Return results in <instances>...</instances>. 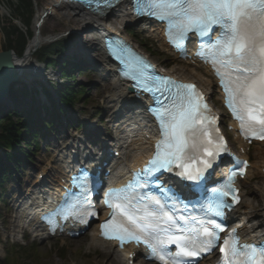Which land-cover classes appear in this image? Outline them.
Segmentation results:
<instances>
[{
  "label": "snow or ice",
  "instance_id": "obj_1",
  "mask_svg": "<svg viewBox=\"0 0 264 264\" xmlns=\"http://www.w3.org/2000/svg\"><path fill=\"white\" fill-rule=\"evenodd\" d=\"M134 9L137 15L166 21L169 39L176 43L190 32L201 37L218 32L210 48L211 62L222 81L228 106L240 121L242 134L251 133L256 139H264V0H136ZM162 83L171 84L175 94H171V89L165 92L156 87L163 97L158 100L162 107L156 114L162 139L143 174L179 169L177 175L199 182L204 169L211 167V160L204 157H213L223 149L222 143L215 150L211 148L209 125L215 118L207 115V106L201 103L202 97L193 85L170 80ZM144 90H150L147 84ZM80 187L84 189L83 184ZM135 191L129 184L109 194L108 207L113 212L101 225L106 239L118 240L121 245L143 244L161 264H183L186 258H196L218 246L219 233L224 231L220 223L195 221L196 226H188L178 218L174 220L160 200L147 196L140 214L141 208L133 203ZM213 196L217 198L214 202L217 216L226 198L238 202L230 182L213 189ZM148 205L154 206L153 210L149 211ZM172 208L176 210V205ZM169 246H175V255L170 253ZM219 247L221 264H264V247L239 245L235 232L223 238Z\"/></svg>",
  "mask_w": 264,
  "mask_h": 264
},
{
  "label": "rangeland",
  "instance_id": "obj_2",
  "mask_svg": "<svg viewBox=\"0 0 264 264\" xmlns=\"http://www.w3.org/2000/svg\"><path fill=\"white\" fill-rule=\"evenodd\" d=\"M47 1L48 0H31L32 5L30 6L27 11V14L25 15L24 12L18 10L19 7L16 8L18 6L16 0H0V52L10 50L14 53H17L18 55L21 53L26 40L33 35L32 30L34 29L35 21L38 15L46 9ZM120 19H115V17L110 18L108 25L117 26L121 22ZM125 25L126 22H124L122 26H118L119 30L127 28L125 27ZM39 27L43 36L53 37H51V39H49L46 44L36 49L33 54L32 60L37 59L36 57L39 55L40 52L49 48L54 43L65 40L67 48L63 53V58H67L69 55H72L74 51H79V53L82 54L83 57L87 58L86 60L95 65L94 68L97 70V73L91 74L90 70H87L86 73L83 75H76L75 73H73L74 78L71 80V82H67L64 80L62 81V83H71L75 88V92L79 91L80 87L84 90V99H71L72 111H68V114L66 116V119L70 120V122L77 120L79 123H81L83 126L82 129H68L67 131L65 128L66 122L64 123L63 121L65 120V117L62 119V122L57 129V131L62 135L65 134L63 136L67 137V139H74L69 142L66 141L65 145L73 144L75 143V141L82 139V143L80 144V146L90 148L91 144L95 143V134L100 133L98 129L107 128L104 123L100 125V120H103L104 118L109 116L110 113H112L113 106L116 104L114 103V98L112 97L110 89L104 90L103 92L100 91V88H102L101 86L104 85L107 80H112L111 78L106 76V67L103 64L102 54L100 53L101 51L96 45L97 42H92V45L89 49L82 51L79 50V47L82 43L90 40L91 38H94V34L92 32H87L88 30L79 31L75 26L67 23L61 17H55L52 15H49L46 20H43V22L40 23ZM129 28L131 30L137 31L136 33L140 37L142 35L146 36L150 42H146L145 45L148 46L150 49H154V51L158 52L160 51L159 53H166L163 50L158 37L154 35L153 31L141 32L138 28H135L133 26L128 27V29ZM143 28L144 27H141V30ZM139 33L142 35H140ZM10 34L13 35L11 36ZM18 36H22L21 39H19V42L22 41L20 45H17ZM129 39L132 40V42L136 46H138L140 50L144 51L142 46L140 47V45H138V43L135 41V38L129 36ZM14 47L19 48H17V51L11 50ZM161 59L162 58L155 59L154 57H152V60L160 65L163 63L167 64L168 67L161 65L164 66L166 72H173L177 77L192 80L197 85L205 86L207 83H210L205 76H203L202 74H198L199 72H195L192 69L182 64L176 63L172 60L162 61ZM40 67L43 68V66L41 65ZM67 69L69 68L67 67ZM47 71H50V69ZM54 71L55 73H57V76L60 75L59 69L55 68ZM62 83H56L54 80L53 83L51 82L52 85H58ZM22 87L23 86H15L14 90H22ZM29 87L30 86L26 87L27 90H22L25 95L24 98L19 97V100L17 99V103H19V105H23V109H28V106L31 104L30 95H32L33 97H37L36 101L38 103L39 109H42V107L50 106V104H47L46 102L40 103L41 99L38 98L39 95H37V93L33 95L31 92H28V90H30L28 89ZM31 87H33V85H31ZM211 93L212 90H210L209 92V97L213 99V95ZM23 101L25 102V104ZM54 102L58 104V99L54 98ZM10 103L11 101L9 100L7 105L1 107L8 108L11 105ZM88 125H90L91 127L87 129ZM88 132L91 133L92 136V138L90 139H87L86 136ZM60 139L61 135H48V137H46L45 140L41 143V147L44 145H49L52 147H49L44 151H42L43 149H40L39 152L35 156H33L34 161L31 162L29 166L27 165L24 170H21V172L24 173L19 177V181L14 180L16 175L13 174L11 176L10 186L7 187L8 192L6 193V203L0 205V259H2L5 255L4 251L6 248V241L7 245H15V241L17 240V234H15L14 238L10 239L9 237L12 235L13 223L15 222V217H17V214L14 211L17 207L15 208L14 206H19V202L15 201L18 200L17 197L19 194V186L21 188L22 194L28 196L30 190L29 187L33 183L35 172L40 171L43 168L44 163H46L44 162L45 158H47L48 155H51L54 159H60L62 152H65L63 147H59L55 142H60ZM257 150H260V148H258ZM253 159H255V155L253 156ZM53 167V173H56L57 166L54 164ZM242 190L246 199L252 202L254 206L259 207V210L256 213H261V199L258 193L264 191V175L260 174L259 171L252 168V173L250 174V177L242 184ZM251 191L257 192V195L254 196L253 199L250 194ZM257 198V202H254ZM245 209L247 208H245L244 206V210ZM258 220H260V217L254 215V223H256ZM90 235L91 232H89L87 236L80 240L62 241L63 243L61 244H58V241L40 242L35 244V242H32L31 240L30 242H26V244L29 245L30 243L36 246L38 245L39 248L36 251L34 250V253L37 256L36 258L38 259L39 256L40 259H38L39 262H37L36 264H94L96 257L98 256L99 250H93L87 247ZM28 238L30 237L28 236ZM12 239H14V241H10ZM20 243L21 242H19L18 244ZM60 245H62L61 249L59 247ZM20 263L23 264V261H17V264ZM30 264L35 263L30 262ZM99 264H102V262H99Z\"/></svg>",
  "mask_w": 264,
  "mask_h": 264
},
{
  "label": "bare ground",
  "instance_id": "obj_3",
  "mask_svg": "<svg viewBox=\"0 0 264 264\" xmlns=\"http://www.w3.org/2000/svg\"><path fill=\"white\" fill-rule=\"evenodd\" d=\"M49 15L55 16V17H61L62 19H64L67 23L75 26L77 28V30L79 31H85L88 30L90 28L91 25V30H95V32L99 31V32H108L111 30V27L113 26H106L104 25V21L105 20H95L93 17H88L86 15H84L83 10H81L79 7L71 5V4H65V2L63 0H48L47 4H46V9L41 12L34 24V29L32 30L33 35L26 40L23 49L21 51V53L18 55L17 53L13 54V57L10 58V64L12 66V69L15 71L16 75L19 77L20 80L17 81V84L23 86L22 90L24 88L27 87V85L32 84V81H29L30 78V69L35 68L36 71L33 73L34 74H39L40 77H42L43 75V71L42 69L38 66V65H34V63L32 62V57L34 52L36 51V49H38L39 47L43 46L44 44H46L49 39H51V37L53 36H43L41 31H40V23L43 22V20H46ZM118 15V16H117ZM108 17V18H107ZM107 20L109 18H113L115 17L120 19L121 22L116 26H114V29L119 31L118 26H122L124 24V22H130V19L127 18L125 16V14H123V12L121 10H117L116 12L113 11L107 13ZM36 25V26H35ZM95 39L91 38L90 40L82 43L79 47V50H86L89 49L90 46L92 45V42H94ZM102 51V50H101ZM103 51H102V55H103ZM74 56L76 59H78L80 56H83L82 54L79 53V51H75ZM79 63V62H76ZM78 67L74 66V70L77 69ZM167 75L173 76L175 78L176 75L173 72H167ZM45 75V74H44ZM53 79L58 80V76L56 74L52 75ZM179 80L183 81V82H192L193 81H189L183 78H178ZM43 83H47L46 81ZM57 83V81H56ZM14 85V83L11 85V87ZM37 85L40 86V83H37ZM102 88H100V91H104L107 89H110L112 92V95L114 96L116 103L117 104H124L127 101H129L130 98H132L131 94H128L126 92L128 85L120 82V81H107L104 83V85L101 86ZM204 92H207L209 89L206 87H200ZM14 88H10L9 91L10 92H18L16 90H13ZM48 94L50 93L49 91L47 92ZM7 96H9V98L11 97V93L8 94ZM41 100H44L47 104L53 103V100H49V97H45V95H43L42 97H39ZM4 101V100H3ZM0 102V104L3 103ZM24 102V101H23ZM22 102V103H23ZM27 102V101H26ZM42 103V101L40 102ZM25 104V102H24ZM42 107V106H41ZM40 107V108H41ZM42 109H44V107H42ZM41 109V111H42ZM41 118V116H39ZM31 119L29 120L30 123ZM28 126V124H27ZM124 134V133H122ZM133 149H137L140 154L143 156V154L145 155V157H149V153L151 151V149L149 148V146H143V145H138V144H133L132 145ZM131 153L130 149H126L125 151L122 152L123 154V160L120 163H123L126 161V157ZM264 151H262L261 153H259V157L257 158V161L253 163V167L254 168H258L260 170V168H264ZM263 154V155H262ZM137 161L135 162V164H139V161H141L140 157L136 158ZM0 164L3 165L4 167V162L3 160L0 161ZM125 165L127 166V164L125 163ZM252 167V166H251ZM2 169L1 165H0V170ZM250 173V171H248V174ZM42 174H45V171H42ZM255 195H257L256 192H251ZM258 195H260V197H262L261 199L264 200V191H261L258 193ZM29 200L25 201V203H27ZM24 203V204H25ZM249 211L244 212V219H246L249 223L252 217V213L255 212L257 209H255L254 206L250 205L248 206ZM259 215H261L262 217V213H259ZM264 225V221L262 219V221L260 223H258L255 226H251L252 227V231L251 233L254 235H258L259 233L262 232L263 228H261V226ZM244 233H248L247 230L243 231ZM88 248H97L99 249V254L96 257V260L94 262V264H99V262L102 264H125V255L117 252L113 245L104 243L102 241H100L98 238L95 237V234H93L90 239H89V243H88ZM109 257V258H108Z\"/></svg>",
  "mask_w": 264,
  "mask_h": 264
},
{
  "label": "trees",
  "instance_id": "obj_4",
  "mask_svg": "<svg viewBox=\"0 0 264 264\" xmlns=\"http://www.w3.org/2000/svg\"><path fill=\"white\" fill-rule=\"evenodd\" d=\"M16 1L18 5L16 8L19 7L18 10H20L21 12H24L26 15L28 9L32 5L31 0H16ZM21 37L20 36L17 37V45L18 44L20 45L22 43V41L19 42V39H21ZM66 46L67 45H66L65 40L56 42L53 45H51L49 48L40 52L36 58L37 60L46 64L48 67H58L62 75L65 76L67 72L65 67L68 66L69 64L67 61L61 62L59 59H61L60 57L63 55V51L65 50ZM17 48L19 47H16V48L14 47L11 50L17 51ZM82 93L83 92L81 91L76 94L74 90L72 89V87L63 85L61 90H59L61 105L66 106L67 103H69L71 101V98L74 96L82 97ZM56 110H57V107L53 106L52 111H49V113H46V115L50 118V120L52 119L53 116L58 117L59 115L64 114V111L62 108H58V112H56ZM22 113L24 112H21V113L16 112L14 113L15 115H8L0 119V149L3 150L5 159L7 161L12 162V158L17 157V153L22 155L26 159L30 160L28 157V154L33 152L32 143L36 141L37 135L43 129L39 127L37 131L34 130V133H31L29 131V126H26L25 123H23V118L21 120L18 119L19 115ZM13 116L15 117L13 118ZM21 146H25L28 152H24ZM3 180L4 178L0 177V183ZM36 257H37L36 254L31 250V251L22 253L21 259H23L25 263L27 264H30V262L36 264L37 262H39L38 259H40L39 256H38V259ZM0 264H17V262L12 256H9L8 259H6L4 262H1Z\"/></svg>",
  "mask_w": 264,
  "mask_h": 264
},
{
  "label": "water",
  "instance_id": "obj_5",
  "mask_svg": "<svg viewBox=\"0 0 264 264\" xmlns=\"http://www.w3.org/2000/svg\"><path fill=\"white\" fill-rule=\"evenodd\" d=\"M15 54L13 51L0 52V101L7 96L10 86L19 80L10 64V58Z\"/></svg>",
  "mask_w": 264,
  "mask_h": 264
}]
</instances>
